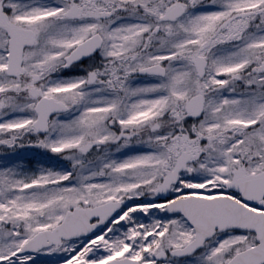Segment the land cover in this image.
<instances>
[{
	"label": "snow or ice",
	"instance_id": "snow-or-ice-1",
	"mask_svg": "<svg viewBox=\"0 0 264 264\" xmlns=\"http://www.w3.org/2000/svg\"><path fill=\"white\" fill-rule=\"evenodd\" d=\"M0 264H264V0H0Z\"/></svg>",
	"mask_w": 264,
	"mask_h": 264
}]
</instances>
